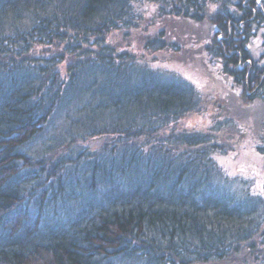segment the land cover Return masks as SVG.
<instances>
[{
  "label": "trees",
  "instance_id": "obj_1",
  "mask_svg": "<svg viewBox=\"0 0 264 264\" xmlns=\"http://www.w3.org/2000/svg\"><path fill=\"white\" fill-rule=\"evenodd\" d=\"M261 31L264 0H0V264H264L259 174L218 161L264 164Z\"/></svg>",
  "mask_w": 264,
  "mask_h": 264
},
{
  "label": "rangeland",
  "instance_id": "obj_2",
  "mask_svg": "<svg viewBox=\"0 0 264 264\" xmlns=\"http://www.w3.org/2000/svg\"><path fill=\"white\" fill-rule=\"evenodd\" d=\"M264 31H261L258 35L257 43L253 46V50L257 53L256 56L262 58V63H264V39H263ZM132 40V44L126 46L124 40L122 38V34L120 32L112 33L109 37V42L118 45L120 49L130 47H135L134 49H139V37L137 34H132L129 38ZM133 49V48H132ZM133 49V50H134ZM140 50V49H139ZM200 60V59H198ZM162 59H157L155 65L162 67L164 69L176 70L180 71L175 65L161 63ZM187 69V68H186ZM192 69L186 70L185 73L189 77L191 81H194L193 75L201 82H204L207 88L213 96L215 95L218 100L227 99L226 95H222L223 92L220 91L222 88L221 85L213 82L212 79L206 78L207 75H201V71H197L198 73H192ZM181 73V71H180ZM184 73V72H183ZM194 82H197L195 80ZM218 93V94H217ZM221 94V95H220ZM228 106H223L219 108V106L214 102L212 97L207 100L206 106L200 110L199 112L193 113L189 115L187 118L183 119L178 124V128H182L183 130H190L196 132H210L218 121V114L224 109L227 110ZM220 109V110H219ZM238 135H236L237 137ZM103 142V139L96 138L93 140H89L85 142L83 145L90 148L91 150H98ZM251 142L250 137H244L242 144ZM254 153L250 154H237L230 153L229 155H220L218 157V161L225 170V172L232 177H243L246 180H252L251 176L258 172L259 174V184L255 185V190L259 192H264V164H262L261 160L256 157ZM250 184V183H249ZM264 196V195H262Z\"/></svg>",
  "mask_w": 264,
  "mask_h": 264
},
{
  "label": "snow or ice",
  "instance_id": "obj_3",
  "mask_svg": "<svg viewBox=\"0 0 264 264\" xmlns=\"http://www.w3.org/2000/svg\"><path fill=\"white\" fill-rule=\"evenodd\" d=\"M260 194H261V195H264V192H261Z\"/></svg>",
  "mask_w": 264,
  "mask_h": 264
}]
</instances>
